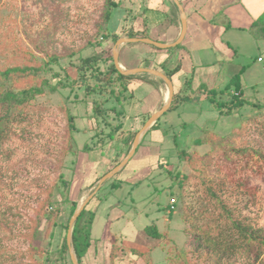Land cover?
I'll return each instance as SVG.
<instances>
[{
  "label": "rangeland",
  "instance_id": "1",
  "mask_svg": "<svg viewBox=\"0 0 264 264\" xmlns=\"http://www.w3.org/2000/svg\"><path fill=\"white\" fill-rule=\"evenodd\" d=\"M210 1L215 2V0ZM136 2L137 0H120L119 6L112 9V15L107 25L111 33L127 37L126 31L119 30L120 21L122 19L123 22L128 8L137 7ZM57 3L59 0H0V38L7 35L15 42L31 48L36 55L40 56L35 51L36 47L50 46L47 41L50 42L53 38L50 11L55 8ZM102 4L103 0H69L64 2L69 22L66 31L57 35V38L63 44L74 49L83 47L87 37L94 34V24L101 14ZM217 7L218 11L220 6ZM210 10H212L211 7L205 10L206 15L213 19L218 16L216 13L219 11L211 12ZM263 13L264 10L261 15ZM138 22L136 21V26ZM226 22L228 23L227 18L221 25L215 26V30L217 31L219 26L226 25ZM124 24L126 27V23ZM234 26L235 24L233 27L230 25L225 31V38L233 41L226 45L228 44L234 52L232 57H228L229 54L226 52V58L216 65V67H220V77L223 78L224 83L219 90L214 92V99L205 94L203 105H201L202 103L197 105L196 102H191L189 105L182 103L178 108L165 111L159 117L160 129L150 132L145 140L142 137L141 144L137 146L131 160L116 172H119L117 176H121L119 177L120 185L113 188L107 185L99 191L101 196L99 199L91 200L92 197L89 199L86 206L89 209H95V218L91 226L90 245L84 256L83 264H109V252L113 243L117 246L116 255L124 257L123 260L117 261L115 264H128L125 256H130V251L135 250L132 243L142 244L148 247L149 251H147L148 254L145 252L140 258L136 257L137 260L134 258L135 261H132L131 264H148L147 262L150 264H165L166 262L175 264L178 257L185 260L186 264H209L210 260L207 259L206 251L188 243L184 231L185 210L200 208L199 199L205 196L199 178L203 175L222 184L217 192L221 201L228 204L237 214L245 216L253 227L264 231V69L262 68L264 60L263 62L256 60L259 50L256 48L254 37L252 38L250 35L251 32L248 34ZM93 40L110 44L109 40H103V36L100 35ZM257 41H260L258 37ZM135 42L137 41L132 42L126 50L123 55L126 56L123 57L124 59L128 60L131 56L140 59L145 42L138 44ZM203 44L205 43L198 42L199 53L196 59V54L194 55V63L197 68L202 67L199 62L207 61L209 57V61L212 60L209 50L205 51L201 46ZM113 45L110 44L112 53ZM122 46L123 44L118 48V62H121L119 52ZM97 50L100 52L101 48L97 47ZM149 51H152L154 60L161 61L166 54V51L157 48H149ZM86 52L90 53L91 51ZM262 53L264 54V52ZM262 57L264 59V55ZM61 65L65 66L66 64L62 62ZM122 65L125 66L124 69L127 68L126 63ZM66 70L71 77L74 76V72L69 66L66 67ZM182 74L186 75L185 71ZM235 75H238L243 88L240 94L236 91L238 80L236 81V78L233 77ZM144 76L148 75L144 74ZM149 76L153 80H158L162 85L163 100L160 102V106L155 108L157 110L162 106L161 103L167 99V85L158 76L154 74H149ZM134 91L136 92V88ZM73 93H69L70 99L73 98ZM157 93L158 91H152L150 95L144 97V101L136 98L137 95L134 93L133 103L126 105L125 112L120 118H114L115 111L110 112L112 117H108L109 123L118 124L121 122L122 126L129 123L134 129H140L143 126L142 120L146 118L145 115H132L137 112L146 114V116L150 115L153 112V107L159 103L160 93ZM227 93L231 95L230 98L225 96ZM67 94L68 88L58 90L53 94L46 93L38 98L39 103L52 108L51 112L43 117L37 129L38 133L28 140L16 139L10 143L15 151L11 161L24 160L25 168L19 179L14 182L15 189L9 190L7 187L5 191L12 204L17 206L15 210L20 213L27 211L28 206H33L35 196H43L40 195L41 190L37 185L30 186L28 183L35 178L42 177L45 173L43 166L35 163L38 159L36 153L49 141L52 140L53 143L58 132L61 134L63 131L65 120H63L58 107L64 106L68 102L72 112L77 115L74 139L78 157L75 165L69 164L68 168L64 169V178L70 183V200H76L78 204L89 196L100 179L97 177L106 169L111 152L129 151V148L122 144L112 146L114 149L110 150L108 144L103 142L108 140L106 134L109 131V125L94 121L90 123L92 120L89 117L92 114L91 104L83 105L77 101L75 106H72L74 103L66 98ZM80 96L81 93L78 91L76 97ZM240 100H242L240 105H232ZM219 102H224V104ZM108 104L110 106L112 103ZM218 105L221 108H217ZM199 108H201L200 112ZM198 138L202 140L200 144L195 142ZM85 142L93 147L88 153L81 150ZM51 147L57 149L55 144ZM181 148L186 149L189 154L196 151V154L201 155L210 151V154L215 156L222 154L226 149L235 148L233 149L235 155L217 159L219 172L206 170L205 173H202L196 170L201 169L202 165L198 167L197 163L190 164L187 161H180L178 150ZM100 150H103L105 155H100ZM159 162H164L165 166H167L165 163L168 162L167 168H170V174H168V170L159 165ZM175 164H177L178 171L174 174L172 170ZM72 165L74 171L70 172ZM45 180L50 185L49 178H45ZM137 181L139 182L135 184L134 182ZM243 181L250 182L247 186L250 191L244 189L240 184ZM94 182L95 185L91 186ZM172 199L174 201L171 203ZM205 202L203 201V204ZM171 206L173 209L170 210ZM64 207L60 217L66 220L69 204H65ZM26 217V215L23 216L24 219ZM152 224L156 225L157 230L163 234L162 238L145 233L144 227ZM39 226L40 242L45 248L51 250L56 242H61L62 236L57 238L56 231H52L53 227L46 220H41ZM14 233L16 236L13 235ZM14 233L9 234L8 230L0 229V252L3 249L26 250L27 243H23L21 237L17 236L19 231L16 229ZM170 246H174V251L182 255L178 253L174 259L172 257L174 251L167 252ZM233 264L255 263L250 259L246 262L234 261Z\"/></svg>",
  "mask_w": 264,
  "mask_h": 264
},
{
  "label": "trees",
  "instance_id": "2",
  "mask_svg": "<svg viewBox=\"0 0 264 264\" xmlns=\"http://www.w3.org/2000/svg\"><path fill=\"white\" fill-rule=\"evenodd\" d=\"M66 1L69 0H59L55 8L50 11L53 38L50 42L47 41L50 46L36 47L35 51L40 56L36 55L31 48L15 42L7 35L0 38V229L8 230L9 234H13L14 230L17 229L19 231L17 236L21 237L23 243H27L26 250H1L0 264H72L65 233H67L68 222L77 207V201L70 200V183L64 178V169L68 168L69 164L75 165L78 151L76 150L74 139L77 115L72 112L68 102L64 106L58 107L65 123L61 134L58 132L55 137L57 141L54 140L53 143L52 140L49 141L47 145L36 153L38 159L35 163L41 167L43 166L45 173L42 177L35 178L28 183L30 186L37 185L41 190L40 195L43 196H35L33 206H28L27 211L20 213L15 210L17 206L12 204L8 193L5 191L7 187L9 190L15 189L14 182L19 179L21 172L25 168L24 160L11 161L15 151L10 146V143L16 139L28 140L30 137L35 136L38 133L37 129L43 117L52 110L49 106L39 103L38 98L46 93L53 94L58 90L68 88L66 98L74 103L72 106H75L77 101H80L83 105L90 103L92 107V114L89 116L92 119L90 123L94 121L96 123H105L106 126L109 125V131L106 134L108 140L103 139V142L108 144L110 150L114 149L112 146L118 144L125 145L130 149L135 134L139 130V128L134 129L129 123L122 126L121 122L117 124L114 122L109 123L108 121V117H112L111 111H115L114 118H120L125 112L126 105L133 103L134 90L140 80L147 83L151 82L148 76L123 74L113 63L112 46L110 44L113 45L120 35L114 32L111 33L107 25L112 15V9L119 6L120 0H103L101 14L94 24V34L87 37L83 47L77 49L63 44L57 38V35L66 31L69 22L67 7L64 5ZM136 8H134L135 10L132 8L127 9L123 22L122 19L120 21L119 30L126 31L130 38L148 37L163 42L161 34L164 30L156 35L150 31L148 25L152 7H147V10L144 8L146 12L138 14ZM139 18L141 20H138ZM136 21H139L137 26ZM172 22H175L174 19ZM124 23H126V27ZM250 32L256 38H264V13L253 22ZM98 35L103 36L105 41L109 40L110 44L103 43L104 41L100 40H93ZM131 44L127 43L121 47L122 50L120 49L119 52L120 59H123V55ZM144 45L157 48L147 43H144ZM180 46L181 43L162 50L170 53ZM97 47L101 48L100 52ZM89 50L91 52L87 53L86 51ZM151 55L143 53L140 59L131 56L130 61L128 63L125 62L126 67L144 66L154 68L165 73L170 79L179 71V59L171 62L170 56L167 55L163 60L156 63L152 53ZM62 62L66 65L62 66ZM67 66L73 70V77L67 72ZM233 77L236 78V81L238 80L237 82L235 81L236 91L240 92L239 77L238 75ZM187 89H190L189 77L186 78L185 85L182 87V90ZM78 91H80L81 96L77 98ZM72 92H74L73 98L70 99L68 95ZM209 95L214 99L213 92H209ZM189 96L183 92L174 93L171 104L166 111L175 109L184 100L196 98L194 94H192V98ZM141 100L144 101V98L141 97ZM230 100L233 101L232 99ZM109 102L112 103L110 106ZM219 103L224 104V102ZM237 104L240 105L241 101L235 104L232 103V105ZM217 108H221V106L219 107L218 105ZM139 114L146 117L142 120L143 125L149 118V114L146 116V114L137 112L132 116ZM158 129H160L159 118L144 133V140L150 132ZM201 141L200 138L195 140L197 144H200ZM54 144L57 149L51 147ZM140 144L141 141L138 145ZM92 148L85 142L81 150H85L88 153ZM233 149L235 148L226 149L220 154L222 156L218 154V156H215L210 154V151L201 155L196 154V151L189 154L186 149L181 148L178 150V156L180 161H187L190 164L197 163L198 167L202 165L201 169H196L199 172L205 173L206 170L219 172L220 168L218 167L217 159L231 155L234 157L235 150ZM236 150L239 151L238 148ZM127 152V150L111 152L106 169L101 172L97 179L116 166ZM99 154L105 155V152L100 150ZM165 164L168 166V162ZM73 165L70 172L74 171ZM159 165L168 170V174H170V168L168 169L164 162H159ZM176 167L177 164L172 170L174 174L178 171V167ZM195 173L197 172L195 171ZM118 174L119 172L107 178L94 193L91 200L99 199L101 197L99 191L107 185L112 186V188L120 185L121 179L119 177L121 176H117ZM45 178H49L50 185L45 182ZM199 178L203 194L205 195L199 199L200 208L194 210L186 209L184 212V231L188 243L205 250L207 259L210 260L209 264H233L234 261L241 260V262H246L250 259L255 264H264V231H259L258 228L253 227L245 216L237 214L228 204L220 200L217 195L218 189L222 186L220 182L216 183V180L208 176L204 177V175ZM7 179L9 180L7 181ZM138 182L134 183L137 184ZM240 184L244 189L250 191L247 187L250 182L243 181ZM93 185H95V182L91 184V186ZM203 201L206 202L203 204ZM212 202L214 204H211ZM65 204H69V210L68 217L63 220L60 216L65 209ZM86 205H88V202ZM86 205L77 216L71 235V245L79 264H83L84 256L90 245L91 226L95 218V209H89ZM25 215L27 217L24 219L23 216ZM43 219L53 227L52 231H56L57 238L62 236L61 242H56L51 250L45 248L40 242L41 231L39 225ZM144 231L151 236L159 238L163 236L154 224L146 225ZM13 235L16 236L15 233ZM116 248L117 246L113 243L109 252V264H115L124 258L116 255ZM174 249V246H170L167 252L174 251ZM130 252V256H125L128 264L145 254L138 250ZM175 253V251L172 253L174 259H176L179 252L176 253V256ZM179 255L182 254L179 253ZM134 258L135 260H133ZM147 263L150 264L149 262ZM165 264L169 263L166 262ZM175 264H186V262L181 257H178Z\"/></svg>",
  "mask_w": 264,
  "mask_h": 264
},
{
  "label": "crops",
  "instance_id": "3",
  "mask_svg": "<svg viewBox=\"0 0 264 264\" xmlns=\"http://www.w3.org/2000/svg\"><path fill=\"white\" fill-rule=\"evenodd\" d=\"M178 1L183 6L187 16L186 32L183 40L180 42L181 46L176 48L170 53L166 52L165 57H167V55L170 56L169 59L171 62L174 61L175 59L180 60L179 71H177V73L171 79L174 88V93L183 92L184 94L190 95L189 97L191 98H192V94H194V97L196 98H194L193 100H187V101L184 100V102L182 101V103H188L189 105L191 102L192 103L196 102L197 105H200L201 103H202L201 105H203V101H205L204 98L205 94L209 95V92H213L214 94V92L219 90L221 85L224 83L223 78L220 77L221 75L220 67L219 68L216 67L217 63L221 62L222 59L226 58V52L229 54L228 57L233 56L234 51L231 50L228 44L226 45V43H230V42L232 43L233 41L232 39L225 38L224 36L226 34L225 31L230 25L233 27V24H235L234 26L235 28H238L241 31L248 32L249 34L251 25L257 18L261 16L262 11L264 10V3H262L264 2V0H215V2L210 0H178ZM136 4H137V8H136L137 14L145 13L146 11L144 10V8H146L147 10V7L149 6L152 7V10L150 11V18L148 20L149 21L148 25L151 29L150 31L153 32V34L157 35L160 32L162 33V31L164 30L163 33L161 34V39L163 42L169 43L176 40L180 32V20H179V10L174 0H137ZM218 5L220 6L219 7L220 9L218 10L219 13H216L218 14V16L214 17V19L217 20L214 21L213 18L206 15L207 13L205 12V10L211 7L212 10L210 11L216 12ZM226 18L228 19V23L226 22V25H223V27L219 26L218 30L216 31L215 26L221 25ZM173 19L175 22H172ZM214 23L216 24L213 25ZM251 37L253 38L254 36L252 35ZM253 39H255L256 48L259 50L256 57L263 56L264 54L262 52H264V42L261 41H263L264 38H258L260 40L259 42L257 41L256 37H254ZM199 41L205 43L201 46H203L205 51L207 49L209 50L210 52L209 55L212 57V60L209 61L210 60L209 57V60L204 62H199L200 64H202L200 65L202 67L197 68V66L194 63V55L196 54L195 56L196 59L199 53V46L197 47ZM127 43H132V42H126L123 45ZM138 43H139L138 41L135 42V44ZM148 47L151 48L150 46L145 45L143 53L152 56L151 55L152 51L150 52ZM146 49H148V51H146ZM157 49L162 50L163 48L162 49L157 48ZM125 60L126 58L125 59L123 58L120 59L121 62H119L121 67L123 68L125 66H123L122 64L125 62L128 63L130 61V57L128 60L126 61ZM158 61L160 60L159 59L155 60V62ZM139 67H144V66H139ZM196 69L197 71H195ZM183 71H185L186 75L182 74ZM179 73H181L180 76L175 78V76L178 75ZM135 74H139L141 76H143L144 74L148 75V78L151 81L150 83L141 80L138 82V86L136 87V92L134 91L135 95H137L136 98L137 97L139 99H141V97L144 98L147 95H150L152 91H158V93H160L159 103H157L153 107V111H155V108L159 107L160 102H162L163 100L161 83L158 82V80H153L152 77L149 76L150 73L140 72ZM187 77H189L190 79V89L182 90V87L185 85V80ZM239 85H240V93H242L243 88L241 87L240 83ZM225 96L230 98L229 93L225 94ZM240 101L242 103V100ZM198 110L200 112L201 108H199ZM132 247L133 249L138 250L142 253L149 251L148 247H145L142 244L140 245V244L132 243Z\"/></svg>",
  "mask_w": 264,
  "mask_h": 264
},
{
  "label": "water",
  "instance_id": "4",
  "mask_svg": "<svg viewBox=\"0 0 264 264\" xmlns=\"http://www.w3.org/2000/svg\"><path fill=\"white\" fill-rule=\"evenodd\" d=\"M174 2L178 7L179 20H180V32H179V35L176 38V40H174L171 43H162L160 41H156V40L150 39L148 37H138V38L119 37L113 45L112 57H113V63L115 65V67L123 74H135V73H140V72H147V73L154 74V75L158 76L167 85V92H168L167 93V99L165 100V102L162 104V106L159 109L153 111L149 115V118L145 121L143 126L135 134L132 145H131L129 151L127 152V154L125 155V157L116 166H114L111 170H109L102 177H100L95 188L89 194V196L77 204V207H76L73 215L71 216V218L68 222V229H67V234H66V243H67V246L69 249V255H70V259L72 261V264H79L78 260L75 256V253L73 251L72 245H71V235H72L73 225H74V222H75L77 216L79 215L81 210L84 208L86 203L89 201V199L94 195V193L97 191V189L101 186L103 181H105L107 178H110L113 174H115L117 171H119L128 162V160L134 154L138 144L140 143V139L143 137L144 133L169 108L171 101H172L173 94H174V88H173L172 81L165 73H163L159 70H156L154 68H149V67H135V68H129V69H124L123 67H121V65L119 64L118 59H117L118 48L120 45H122L126 42H134V41L149 43L153 46L160 47V48H166V47L175 46V45L179 44L183 40L185 32H186L187 16H186V13H185L183 6L179 3V1L174 0Z\"/></svg>",
  "mask_w": 264,
  "mask_h": 264
},
{
  "label": "built area",
  "instance_id": "5",
  "mask_svg": "<svg viewBox=\"0 0 264 264\" xmlns=\"http://www.w3.org/2000/svg\"><path fill=\"white\" fill-rule=\"evenodd\" d=\"M257 61H259V62H263V58H262L261 56H258V57H257ZM263 68H264V65H263ZM173 201H174V200L172 199V200H171V203H172ZM171 209H173V206L170 207V210H171Z\"/></svg>",
  "mask_w": 264,
  "mask_h": 264
},
{
  "label": "clouds",
  "instance_id": "6",
  "mask_svg": "<svg viewBox=\"0 0 264 264\" xmlns=\"http://www.w3.org/2000/svg\"><path fill=\"white\" fill-rule=\"evenodd\" d=\"M179 44H180V43H179ZM257 57H258V56H257ZM261 57H262V56H261ZM262 58H263V57H262ZM256 60H257V58H256ZM263 60H264V59H263ZM258 62H259V61H258ZM263 65H264V64H263ZM263 65H262V68H263ZM263 69H264V68H263ZM237 93H238V92H237ZM239 93H240V92H239ZM239 93H238V94H239Z\"/></svg>",
  "mask_w": 264,
  "mask_h": 264
},
{
  "label": "bare ground",
  "instance_id": "7",
  "mask_svg": "<svg viewBox=\"0 0 264 264\" xmlns=\"http://www.w3.org/2000/svg\"><path fill=\"white\" fill-rule=\"evenodd\" d=\"M173 42V41H172ZM162 43H167V42H162ZM169 43H171V42H169ZM157 48H160V47H157ZM160 49H162V48H160ZM168 93V92H167Z\"/></svg>",
  "mask_w": 264,
  "mask_h": 264
}]
</instances>
